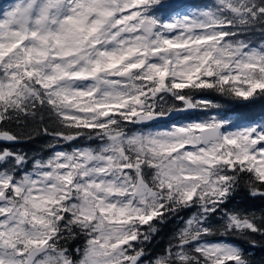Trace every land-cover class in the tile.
<instances>
[{"label": "snow or ice", "instance_id": "snow-or-ice-1", "mask_svg": "<svg viewBox=\"0 0 264 264\" xmlns=\"http://www.w3.org/2000/svg\"><path fill=\"white\" fill-rule=\"evenodd\" d=\"M240 191L264 200V0H0V264H255Z\"/></svg>", "mask_w": 264, "mask_h": 264}, {"label": "trees", "instance_id": "trees-1", "mask_svg": "<svg viewBox=\"0 0 264 264\" xmlns=\"http://www.w3.org/2000/svg\"><path fill=\"white\" fill-rule=\"evenodd\" d=\"M14 0H9L13 2ZM183 119V117H180ZM47 143V138L43 135H34L33 139L27 140L19 147L23 151H28L30 154L34 153L37 149L44 148ZM230 209H248L255 211L257 215L264 214V200L250 198L245 191H240L233 201L229 204ZM181 223L180 221L169 222L164 225H160V231L153 240L152 250L158 251L160 248L166 244L171 233L175 230L177 225ZM252 259L255 261V264H264V247H257L252 249Z\"/></svg>", "mask_w": 264, "mask_h": 264}, {"label": "rangeland", "instance_id": "rangeland-1", "mask_svg": "<svg viewBox=\"0 0 264 264\" xmlns=\"http://www.w3.org/2000/svg\"><path fill=\"white\" fill-rule=\"evenodd\" d=\"M14 2V1H13ZM179 117H177V119H178Z\"/></svg>", "mask_w": 264, "mask_h": 264}]
</instances>
